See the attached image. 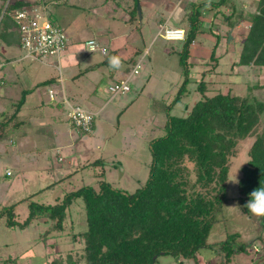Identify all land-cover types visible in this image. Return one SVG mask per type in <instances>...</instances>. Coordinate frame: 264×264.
<instances>
[{
    "label": "rangeland",
    "instance_id": "1",
    "mask_svg": "<svg viewBox=\"0 0 264 264\" xmlns=\"http://www.w3.org/2000/svg\"><path fill=\"white\" fill-rule=\"evenodd\" d=\"M55 1L54 5L52 2L47 4V7L52 5L50 13L69 34L76 26L82 45L91 38L96 44L101 45L100 40L106 44L107 39L118 34L123 47H126L122 48L120 57L111 64H104L99 53L90 55L92 63L100 64V75L94 78H87L85 75L79 79L83 95L71 90L75 105L85 109H99L110 97L107 89L111 83V75H128L139 59L141 63L138 74L129 82L130 91L109 101L103 108L104 111L94 117V131L80 136L71 124L68 116L70 109L66 103H63L66 114L62 109L47 106L33 108L35 93L32 95L30 90L34 91L32 88L35 87L34 92H44L49 87H56L54 82L47 83L48 79L55 76L54 69L31 61L17 62L21 73L16 74L18 78L15 82L10 81V93L5 94L7 86L0 90V110H4L5 117L8 118L4 123L7 135L0 140V147L3 146L2 150L0 148V206L14 205V220L18 223L26 219L30 203L54 206L66 194L83 186L99 188L100 182H107L112 188L128 193L143 186L148 178L151 162L149 143L166 133V107L175 99L183 80V65L179 55L181 44L168 42L163 36H158L155 22H158L157 16L163 19L160 17L163 15L162 7L167 8L164 12L168 13L176 0H145L153 5L150 11L140 3L143 0ZM184 1L186 0L176 3L181 11H184ZM240 1L242 0H234V3L242 7ZM252 2L244 0L246 7L242 9L253 12L255 5ZM229 10V7H203L202 27L205 29L213 24V28L209 32H199L195 43L189 48L187 68L191 81L187 87L188 95L168 110L170 115L181 117L189 112L201 97L197 91L200 81L205 82V94L208 97L217 92L225 94L228 91L244 95L253 85L264 86V67L242 66L232 70V65L239 59L241 44L249 24L244 22L240 28L232 31L226 23ZM129 17H132L130 23L127 22ZM70 22L71 25L74 22L75 26L69 27ZM88 25L92 27L91 30ZM131 31L136 32L140 39L133 38ZM215 31H219L221 36L216 48L218 33ZM96 32L105 36H98L100 33L95 35ZM232 37L234 40H231ZM14 46L16 50H9L8 56L18 60L22 56L19 42ZM212 53L215 54V59L211 57ZM10 59L0 57L4 63L1 72L9 71L15 66L9 62ZM43 61L51 65L54 59L46 57ZM105 69L108 73L104 72ZM55 94L60 95L59 90ZM252 95L264 102V87L258 90L253 88ZM22 96L24 103L19 106V114L12 116L15 105ZM93 97H97V108L91 106ZM184 104L187 107L181 112ZM44 111L53 112L55 118L48 117V121L45 120L47 125L41 126L37 122L32 125V119ZM0 121H4L1 116ZM262 124L264 114L259 129ZM52 132H58L59 141L54 140ZM252 142L251 137L240 140L234 155L229 159L226 180L228 200L224 202L222 213L217 217L218 222L208 237V243L215 246L214 250L218 255L212 250H201L197 254V261L189 260L182 264H264V217L241 212L236 199L238 183L232 182L234 178L237 181L240 179L241 168L248 161L247 153ZM10 143L15 146L16 155L10 148ZM186 166L192 169L191 164L186 163ZM65 215L60 230L52 229V222L43 217L33 219L25 228L7 227L5 217H2L0 262L11 259L16 264H85L80 259L82 243L78 237H73L72 241L70 236L87 228L81 200L73 201ZM233 233L238 234L234 244L244 245L246 252L235 253L233 260L231 258L227 262L218 250L219 242L227 234ZM154 264L176 263L169 256H160Z\"/></svg>",
    "mask_w": 264,
    "mask_h": 264
},
{
    "label": "trees",
    "instance_id": "2",
    "mask_svg": "<svg viewBox=\"0 0 264 264\" xmlns=\"http://www.w3.org/2000/svg\"><path fill=\"white\" fill-rule=\"evenodd\" d=\"M184 2L186 14L180 28L184 29L185 38L174 41L181 44L179 55L183 80L175 99L166 107V133L149 143L151 162L143 186L133 193L114 189L107 182H100L99 188L83 186L66 194L54 206L30 203L22 223L14 220V205L0 206V219L5 217L7 227L25 228L33 219L43 217L52 222V229L60 230L66 210L73 201L81 200L87 228L70 236L72 241L73 237H78L82 243L80 259L85 264H154L160 256H169L176 264H182L189 260L197 261L201 250H212L218 255L215 246L208 243V237L218 222L224 202L228 200V163L240 140L253 138L247 153L248 161L241 168L237 184L236 199L241 212L250 213L245 206L249 193L264 185V124L259 129L264 102L252 95L253 88L258 90L264 86L253 85L244 95L228 91L208 97L206 84L200 81L197 91L201 97L185 116L170 115L168 110L188 95L190 46L195 43L199 32H209L213 28V24L205 29L202 27L205 5L229 7L226 17L229 28L240 21L249 24L239 59L232 65V70L242 66L264 67V0L252 2L255 5L253 12L242 9L231 0ZM32 5L20 0H0V39L6 46L19 42L17 28L7 13ZM220 39V34H216L215 48ZM214 55L212 53L211 57L215 59ZM22 103L24 97L15 105V117ZM186 107L184 104L181 112ZM3 119V123L0 121V140L7 135L4 123L8 118ZM71 124L81 134L87 135L94 130V118L88 132ZM186 163L191 164V170ZM237 238L236 233L227 234L219 242L218 250L227 262L231 258L233 260L235 253L246 252L244 245L234 244ZM8 263L16 264L11 259L0 262Z\"/></svg>",
    "mask_w": 264,
    "mask_h": 264
},
{
    "label": "crops",
    "instance_id": "3",
    "mask_svg": "<svg viewBox=\"0 0 264 264\" xmlns=\"http://www.w3.org/2000/svg\"><path fill=\"white\" fill-rule=\"evenodd\" d=\"M20 1H22L24 3H27V4L37 5V6H48L47 4H51V2L53 3L52 5H54L55 2H56L55 0H52V1H49V0H20ZM178 1L177 0L175 1L172 9L170 11H168V13L164 12V9L165 10H168V9L165 8V7H162L163 10H161V12L163 13L164 16L166 14V17H164L163 15H160V17L162 16L163 19H159V16H157L158 17V22H157V20H155V22L157 23L158 30L156 32H159V28L162 25H165V26L171 27V28H175V29H181L180 27L182 25V23H181L182 22V17H183L185 12L183 11V9L181 11L180 7L176 6L177 5L176 3ZM201 1H204V0H201ZM231 1H234V0H231ZM249 1H251V0H249ZM252 1H257V0H252ZM138 2H140V1L138 0ZM240 2L242 3V7L245 8L246 6H245V4H243L244 0H242ZM140 3L145 5V7L147 9H149V11H150V9L153 8V5L149 4L145 0H143V2H140ZM52 5H50V6H52ZM50 6L47 7L48 14L54 19V21L56 23H58L60 25V23L55 19V17H53V14L50 13ZM131 21H132V17H129L127 22L130 23ZM244 22L245 21H240L238 24H236L232 28L233 29L232 31H235L238 28H240V25L242 23H244ZM71 23L72 22H70V24H68L69 27L70 26L72 27L74 25V22H73V25H71ZM113 23L114 22H112V25H113ZM245 23H247V22H245ZM61 27L63 28V30L65 31V33L67 34V36L69 38V45H68L66 51L64 52V54L62 55V58H61V63H60L61 64V76H60V74L58 76L57 71L54 68H52V69H54L55 73L54 72L53 73H54L55 76H52L50 79L47 80V83H49L50 81L54 82L56 84V87H49L47 89V91L45 90L44 92H41V91L34 92V91H36V89L34 87V88H32L34 91L30 90V93H32V95H33V93H35L34 94L35 102L33 104V106H34L33 108H41V107L47 106V107H51V108H54V109L55 108L56 109H62V112L65 113L64 104L62 102L63 98H65L67 100V102H68V104L70 106L80 107L77 104L75 105L76 101L72 98L71 90L72 91L75 90L79 95L82 96L83 92L80 90L81 86H80V84L78 82L79 79L85 77V75H86L87 78H94L97 75H100L99 74L100 73L99 70H100L101 66H100V64L98 65V64H94V63L91 62L92 60L90 58L91 57L90 55L93 54V53H99V52L90 53V52H88L87 45L86 44L82 45V43H80L81 42V39L79 37L80 33L77 31V27L76 26H75V28L74 27L72 28V31L70 32V34L68 33V31H66L67 29H65V27H63V26H61ZM88 28H89V30H91L92 27L88 25ZM116 29H117V27H116ZM99 33L100 32H96L95 35H98ZM130 34L134 35L133 38H139L140 39V36L136 32L131 31ZM150 34H151V31H150ZM107 35H109V34H107ZM157 35H158V33H157ZM98 36H103L104 37L105 35L103 33H100ZM120 39L121 38L118 37V34H116L114 37H111L110 39H107V42L105 41L106 44L104 42L102 43L101 40H100L101 46L107 49V54L102 55L101 53H99L104 59V61H103L104 64H109L113 60L115 61L118 57H120V55L122 54L121 52L123 51V49L126 48V47H123V44L121 43ZM126 39H128V36H126ZM91 40H94V39L91 38L88 41H91ZM231 40H234V38L232 37ZM88 41H86V43ZM15 48H16L15 46H9V47L6 46L2 42V40L0 39V57L6 58V59L11 58L9 62H12L11 64L15 65L9 71H4V72L0 71V90H2V88L4 86H7L8 88L5 89V91H6L5 94L6 95H7V93H10V89H9V88H11L10 87L11 86V82L10 81L17 80L18 77H17L16 74L17 73H21V70H20L19 66L16 65L17 64V62H16L17 59H14V58L8 56L9 50H12V49L16 50ZM111 54L113 55L112 60L109 63H105L106 60L109 58V56ZM141 58H142V56H141ZM0 62L2 63L3 61L0 60ZM43 66H45V65H43ZM104 72L108 73L106 71V69L104 70ZM102 73H103V71H102ZM125 76H127L126 73L120 74L119 76L117 74L115 76H114V74H112L111 75V83H110V85L115 83V82H117L120 79H123ZM22 77H24V76H22ZM32 80H34V77H32ZM33 82H36V81H33ZM33 86H35V85H33ZM49 90H53L54 94L56 93V91L59 90L60 95H56L55 94V97L51 100L49 95H48V91ZM0 99H1V96H0ZM109 101H111V100H109V98H107L105 100V102L97 110L96 109L95 110L94 109H85V108H82V107H80V108H82V109H84L86 111H89L91 113H94L95 116H97V115H99V113L101 114L104 111L103 108L105 107V105ZM90 102L92 104L91 106H93V107L97 108V106L99 105L97 103V97H95V98L93 97ZM0 103H1V100H0ZM87 104L89 105V102ZM2 108L4 109V106ZM51 108H49L50 111H51ZM57 113H55V114L57 115ZM18 114H19V111L17 112V115ZM0 116L2 118L5 117V112L2 109L0 110ZM12 116H14V115L12 114ZM48 117L49 118H55V115H54L53 112L44 111L43 113H40L37 117H34L32 119V125H34L35 122H37L41 126L47 125L45 120L48 121ZM24 123H26V122H24ZM69 132L72 133V131H70V130H69ZM69 132H67V135H69ZM78 132H77V134H80V136H81L82 134L80 132L79 133ZM52 135L54 137V140L59 141L60 137L58 135V132H57V134L55 132H52ZM10 144H12V143H10ZM2 147H0L1 150H2ZM10 148L13 150V153L15 154L16 153L15 152V146L12 144L10 146ZM57 148H58V146L56 147V149ZM7 151L8 150H6V152ZM13 153H11V154H13Z\"/></svg>",
    "mask_w": 264,
    "mask_h": 264
},
{
    "label": "built area",
    "instance_id": "4",
    "mask_svg": "<svg viewBox=\"0 0 264 264\" xmlns=\"http://www.w3.org/2000/svg\"><path fill=\"white\" fill-rule=\"evenodd\" d=\"M7 16L11 18L19 33L22 56L16 62L31 61L50 66L57 71L58 76L59 74L61 76V58L69 45V38L63 28L48 14L47 6L22 7L8 12ZM158 36H163L167 41H183L185 32L183 29L162 25L159 28ZM86 45L90 53L107 54V49L96 44L93 40L88 41ZM46 57H52L54 62L47 65L43 61ZM140 63L141 59L137 61L125 78L109 85V100L130 91L129 82L133 76L138 74ZM3 66L4 63L0 62V69ZM48 95L51 100L55 97L53 90H49ZM62 102L69 107L68 116L77 129L83 132L90 131L95 114L77 106H70L65 98Z\"/></svg>",
    "mask_w": 264,
    "mask_h": 264
},
{
    "label": "clouds",
    "instance_id": "5",
    "mask_svg": "<svg viewBox=\"0 0 264 264\" xmlns=\"http://www.w3.org/2000/svg\"><path fill=\"white\" fill-rule=\"evenodd\" d=\"M232 182L238 183L235 178ZM245 206L253 216L264 217V185H260L249 193V199Z\"/></svg>",
    "mask_w": 264,
    "mask_h": 264
},
{
    "label": "water",
    "instance_id": "6",
    "mask_svg": "<svg viewBox=\"0 0 264 264\" xmlns=\"http://www.w3.org/2000/svg\"><path fill=\"white\" fill-rule=\"evenodd\" d=\"M138 10H139V9H138ZM139 13H140V11H139ZM112 57H113V55L111 54V55L109 56V58L106 60L105 63H109V62L112 60Z\"/></svg>",
    "mask_w": 264,
    "mask_h": 264
}]
</instances>
